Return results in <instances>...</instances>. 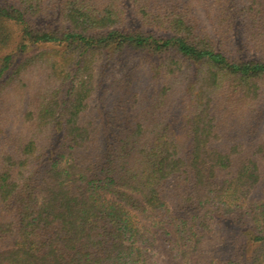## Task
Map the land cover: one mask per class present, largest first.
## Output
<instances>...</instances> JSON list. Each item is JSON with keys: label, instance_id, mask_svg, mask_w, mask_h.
<instances>
[{"label": "trees", "instance_id": "16d2710c", "mask_svg": "<svg viewBox=\"0 0 264 264\" xmlns=\"http://www.w3.org/2000/svg\"><path fill=\"white\" fill-rule=\"evenodd\" d=\"M0 264H264V0H0Z\"/></svg>", "mask_w": 264, "mask_h": 264}]
</instances>
